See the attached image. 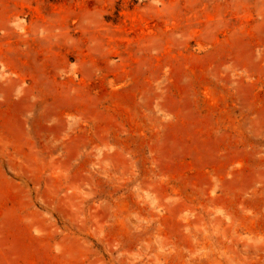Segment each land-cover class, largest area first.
<instances>
[{
  "label": "rangeland",
  "instance_id": "rangeland-1",
  "mask_svg": "<svg viewBox=\"0 0 264 264\" xmlns=\"http://www.w3.org/2000/svg\"><path fill=\"white\" fill-rule=\"evenodd\" d=\"M0 264H264V0H0Z\"/></svg>",
  "mask_w": 264,
  "mask_h": 264
}]
</instances>
